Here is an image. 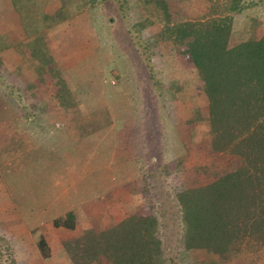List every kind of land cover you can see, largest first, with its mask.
Listing matches in <instances>:
<instances>
[{"label":"rangeland","instance_id":"rangeland-1","mask_svg":"<svg viewBox=\"0 0 264 264\" xmlns=\"http://www.w3.org/2000/svg\"><path fill=\"white\" fill-rule=\"evenodd\" d=\"M64 1L65 9L58 13L59 0H0V237L15 264H68L62 242L136 211L132 194L142 199L136 212H148L150 202H160V194L173 199L176 190L205 183L214 173L236 166L225 154L208 156L193 145L208 128L203 115L197 113L191 121L194 109L188 110L204 105L200 82L185 53L167 42L141 54L150 31L157 28L141 5L131 4L134 13L121 16L118 0H108V8L101 3L92 7L89 0ZM111 6L120 12L115 15ZM208 6L209 0H166L165 7L173 19L189 20ZM49 12H56L53 19L45 17ZM111 16L122 30L130 27L132 39L115 38L107 23ZM233 20L232 42L259 38L264 33V0H243ZM35 41L52 44L75 63L86 60L85 70L78 68L77 73L84 80L94 66L97 75L111 74L117 88L112 92L103 86L106 99L96 102L92 75L77 85L85 94L77 98L66 83L75 74L67 60H47L40 71L38 63L35 67V61L23 55ZM108 67H117L113 77ZM65 90L57 98L58 91ZM51 91L57 95L45 100ZM112 93L114 99L109 100ZM148 130L160 136L156 142L149 136L152 142L147 144ZM148 152L141 160L140 154ZM177 156L189 161L176 164ZM166 207L158 219L167 224L160 234L169 264H264V243L249 237L227 256L199 252L182 258L172 202ZM69 210L76 215L75 228L54 227L52 220ZM39 236L52 247L49 259L36 248ZM5 257L1 264H8Z\"/></svg>","mask_w":264,"mask_h":264},{"label":"trees","instance_id":"trees-1","mask_svg":"<svg viewBox=\"0 0 264 264\" xmlns=\"http://www.w3.org/2000/svg\"><path fill=\"white\" fill-rule=\"evenodd\" d=\"M59 3L55 7L58 13L65 9V1L59 0ZM99 3L107 8L110 4L108 0L88 2L92 7ZM118 4L121 16L127 11L134 13L136 8L133 9L131 4L138 8L141 5L147 11L150 25L157 26L147 36L142 55L146 50L149 51L150 46L155 49L163 41L169 43L172 49L175 48L176 52L185 53L197 74L199 89L204 97L203 106L189 107L188 110L194 109L190 120L195 119L198 113L201 117L203 115L208 125L201 139L194 141L193 145L196 144V148L208 156L225 154L236 166L225 172L214 173L212 180L205 183L176 190L172 193L173 199L169 200L167 194H160V202L148 200V212L132 211L99 231L84 229L71 241L61 244L68 264H169L165 258L167 245L165 242L164 247L160 234V228L167 224L158 219V215L168 208V202H172L174 209L172 222L178 227L175 232L178 234L182 258L199 252L227 256L235 252L236 243L245 237L254 243H264V33L257 39L231 41L234 15L243 7V0H222L220 4L209 0L206 12L189 20L173 19L166 10V0H118ZM111 9L115 15L120 12L112 6ZM56 12L46 13L45 17L53 19ZM107 23L116 39L121 38L125 42L130 37L132 39V36L129 37L130 27L125 26L122 30L113 16ZM134 23L142 29L145 27L144 22ZM30 47L31 52L23 55L35 61V67L38 63L40 71L47 60L56 63L67 60L71 64L68 67L73 68L75 74L66 83H70L77 98L85 95L79 92L77 85L92 80V75L97 84L94 86L96 102L102 103L106 99L103 86L112 92L117 88L108 77L111 74L97 75L94 66L89 68L91 72H86L88 79L84 80L82 74L77 75L80 74L78 71L85 70L82 64L86 60L84 63H75L65 59L63 51H56L52 44L35 41ZM20 50L26 52L25 47ZM4 68L7 70V66ZM108 68L112 70L113 77L117 67ZM14 73L8 72V76ZM66 91H58L57 98L63 97ZM55 94L56 91H51L44 99L49 101ZM172 95L176 100L175 95ZM114 96L112 93L109 100L114 99ZM145 135L147 144L151 143V132L148 130ZM152 137L156 142L160 136ZM146 138L144 135L141 137L144 141ZM155 150L156 145L151 148V154ZM147 156L149 152L146 156L140 154V159ZM153 159L156 160V156ZM174 161L177 164L189 160L177 156ZM155 162L151 164L155 165ZM75 218V213L69 210L53 219L52 224L54 227L74 229ZM2 241L4 239L0 237L1 247L3 245L0 258L6 255L8 264H15L9 245ZM35 243L40 256L49 259L52 247L48 241L39 236Z\"/></svg>","mask_w":264,"mask_h":264},{"label":"crops","instance_id":"crops-1","mask_svg":"<svg viewBox=\"0 0 264 264\" xmlns=\"http://www.w3.org/2000/svg\"><path fill=\"white\" fill-rule=\"evenodd\" d=\"M27 124H28V121H27ZM24 126H26V125H24ZM123 174H124V173H123ZM126 182H127V181H126ZM128 182H130V179L128 180ZM128 182H127V183H128ZM132 184H133V183H132ZM128 189H129V188H128ZM131 189L134 190V187H133L132 185H131ZM137 191H139V189H137ZM134 194H135V193H134ZM138 196H140V195H139V194H135V195L132 194V199H134V198L136 199V202H135L136 204H133V205L131 204V206L134 208V209L132 208L133 210H138V209H139L138 205H140L141 202H142L141 200L138 201ZM139 199H140V197H139ZM148 206H149V205H148ZM148 209H149V208H148ZM123 216H124V215H122V216H121L119 219H117V220H120Z\"/></svg>","mask_w":264,"mask_h":264}]
</instances>
